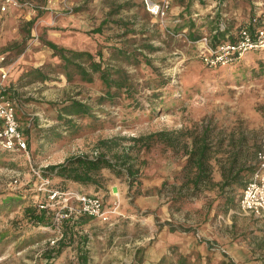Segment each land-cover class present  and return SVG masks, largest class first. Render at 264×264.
Wrapping results in <instances>:
<instances>
[{
  "label": "rangeland",
  "instance_id": "rangeland-1",
  "mask_svg": "<svg viewBox=\"0 0 264 264\" xmlns=\"http://www.w3.org/2000/svg\"><path fill=\"white\" fill-rule=\"evenodd\" d=\"M18 1L27 5L0 12V80L11 92L20 129L28 135L29 157L1 154L0 196L25 189L33 204H50L45 188L54 187V181L48 178L45 183L35 171L42 174L47 165L70 155L104 153L118 167L126 168L125 160L135 164L137 179L105 168L100 187L72 185L102 196L109 211V221L97 219L80 233L90 237L85 244L88 264H157L167 255L174 262L185 256L188 264L228 261L227 255L237 264H264V218L241 209L245 186L224 193L214 186L182 209L172 206L186 180L184 146L191 134L208 132L214 176L237 150L241 161L248 159L251 166L257 162L264 134V52L210 68L200 61L191 35L210 34L221 20L241 24L254 14L264 15V0H220L218 9L210 6L211 0H171L164 19L153 16L142 0ZM43 40L92 52L97 60L101 53L109 66L129 73L131 99L122 96L115 104L99 105L105 90L102 80L96 76L89 83L76 76L67 81L55 67L58 56ZM117 50L131 56L119 57ZM35 68H42L46 79H36ZM71 99L90 104L95 115L108 120L106 127L45 142L39 128L58 124V108ZM162 101H175V107L160 108ZM161 130L174 136V147L164 140L167 137L152 143L136 140ZM227 197H234V205L224 204ZM22 215L23 207L0 212V233L18 230ZM170 224L178 230L171 231ZM55 229L61 233V224ZM48 232V238L28 247H17L16 242L0 245V264H44L46 243L58 237ZM66 242L52 264L77 260V241Z\"/></svg>",
  "mask_w": 264,
  "mask_h": 264
},
{
  "label": "trees",
  "instance_id": "trees-1",
  "mask_svg": "<svg viewBox=\"0 0 264 264\" xmlns=\"http://www.w3.org/2000/svg\"><path fill=\"white\" fill-rule=\"evenodd\" d=\"M229 31H218L213 39V42L226 39ZM192 40H197L201 36L191 35ZM43 44L48 46L54 56H58L59 63L55 64V67L60 69L61 74L64 75L67 81H72L78 76L82 81L94 82L95 77L98 76L105 85L104 95H102L97 103L103 105L107 102L112 104L117 103L119 97L125 98L132 97V82L130 81V75L124 69L109 66L103 55H100L97 60V55L89 51L84 50H72L58 46L52 41L43 40ZM119 57L129 58L131 55L123 50H117ZM130 60V59H129ZM50 65V64H48ZM36 79L44 80L46 75L42 72V68H35L32 70ZM6 94L13 101L11 92L6 88ZM160 93H154L157 98L160 97ZM163 103L165 101H162ZM175 101L172 104H160V108L173 109L175 107ZM172 105V106H169ZM173 107V108H171ZM94 109L90 104L71 99L68 102L62 104L58 108L56 125L39 128L40 134L47 143L57 142L65 137H76L83 133H88L97 129L106 127L108 120L101 119L94 114ZM101 111L104 112L103 108ZM17 117V114H16ZM75 117L86 118L85 122L78 121ZM18 119V118H17ZM24 138L28 140V135L23 132ZM165 130L152 132L146 136L137 138L158 141L164 140L175 146L174 136ZM189 142L185 143L184 149L187 155L186 163L182 172L185 173L186 180L182 183V191L179 195L172 198V206L178 209H182L183 206L188 203L189 199L198 196L206 189L218 187L221 193H224L226 189H235L237 187L243 188L247 178H250L258 167V160L254 166L249 165V160L241 161V153L239 150L231 152L221 166L219 181L214 179V166L212 165L211 158L214 157L211 143L209 142L208 132L204 131L203 134H191ZM28 143V142H27ZM102 143L106 144L105 140ZM148 146L151 144H147ZM4 152H11L0 148V156ZM258 154V153H257ZM128 159V157L126 158ZM3 164L0 160V165ZM126 168L118 167V164L114 163L104 153H100L95 157H90L85 154H75L66 157L62 162L49 164L42 170V175L50 178L54 181L53 185L61 191H79L73 189L72 185L82 186H94L96 188L101 186L103 181V169L107 168L117 173L118 175H127L134 179H137L138 169H135V164L129 160L124 161ZM187 188V192L184 193V189ZM23 190H12L7 193L4 192L0 196V212L11 211L17 207H23V215L20 219L21 225L18 230H6L0 233V245L3 248L6 244L16 242L17 247H28L35 243L48 238L50 232H56V227L53 223V215L55 208L46 206L40 208L38 204H33L30 200V194L25 193ZM86 193V192H83ZM38 195V193H37ZM234 197L225 198V205H234ZM44 202V201H42ZM45 204V203H43ZM98 218L82 215L78 217L66 218L61 222V233L55 234L57 237L50 245L46 243V262L44 264H52V259L57 257L69 244L66 240L73 244L77 241V260L71 264H88L89 253L87 250V242L89 241V234L84 233L90 228V225L94 223ZM100 220V219H98ZM16 222V220H15ZM49 227L48 230L43 231L40 229L33 230L35 227ZM170 230L176 231L178 228L173 224H170ZM188 231H192V228H188ZM54 236V234H52ZM51 235V236H52ZM1 251V250H0ZM228 261L222 260L220 262H211L208 264H237L235 260L229 257ZM168 255L163 256L157 264H188L187 257L180 256L177 262L168 260Z\"/></svg>",
  "mask_w": 264,
  "mask_h": 264
},
{
  "label": "built area",
  "instance_id": "built-area-1",
  "mask_svg": "<svg viewBox=\"0 0 264 264\" xmlns=\"http://www.w3.org/2000/svg\"><path fill=\"white\" fill-rule=\"evenodd\" d=\"M146 9L159 18H166L171 8V0H142ZM27 3L18 0H0V12L5 13L9 8H19ZM260 14L253 16L247 24L243 25L238 32L227 35L226 39L213 42L214 37L204 34L191 43L198 47L200 61L210 68L227 66L242 60L250 52H264V22ZM219 30L225 29L224 21H220ZM218 32V31H217ZM216 31L213 33L215 34ZM6 74H1L5 78ZM0 148L21 152L29 157L28 143L24 138L16 117L14 101L6 94V87L0 80ZM258 167L248 179L240 196L239 205L241 209L256 217L264 218V134L261 147L257 154ZM38 177L45 183L48 177L43 176L40 170L35 171ZM47 198L50 202L38 206L55 208L53 223L59 230V225L66 218L88 215L102 221H109V211L106 209L103 197L98 194H89L79 191H61L58 188H45ZM61 198V200H60ZM56 201L57 203L56 205ZM53 243V242H52Z\"/></svg>",
  "mask_w": 264,
  "mask_h": 264
},
{
  "label": "crops",
  "instance_id": "crops-1",
  "mask_svg": "<svg viewBox=\"0 0 264 264\" xmlns=\"http://www.w3.org/2000/svg\"><path fill=\"white\" fill-rule=\"evenodd\" d=\"M211 2H213L210 6H214L216 9H218L219 8V3H220V0H218V1H213V0H211ZM252 2H254V3H258L257 1L255 2V1H252ZM261 3H264V1H262ZM262 9V8H261ZM261 11H264L263 9L261 10ZM258 14V13H257ZM257 14H254V15H252V16H250L249 18H248V20L246 21V22H244V23H236V22H232V23H230L229 22V24L227 25L226 23H225V25H226V27H225V29H223V30H228L229 31V33H228V35H235L237 32H238V30L243 26V25H245V24H247L248 22H250V20H251V18L253 17V16H255V15H257ZM260 19L264 22V15H260ZM221 21H223V20H221ZM240 21V20H239ZM215 23H217V22H215ZM218 24H219V22H218ZM218 24L213 28V30L210 32V35L212 36V38L215 36V34L217 33V31H220L219 30V26H218ZM216 31V33L215 34H213L214 32ZM202 36V35H201ZM214 179L216 180V181H219L220 179H221V177H220V174H215V176H214Z\"/></svg>",
  "mask_w": 264,
  "mask_h": 264
}]
</instances>
